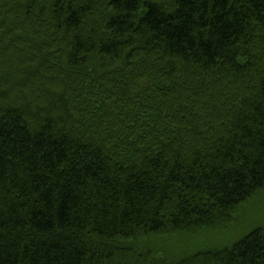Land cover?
Masks as SVG:
<instances>
[{
    "label": "trees",
    "instance_id": "trees-1",
    "mask_svg": "<svg viewBox=\"0 0 264 264\" xmlns=\"http://www.w3.org/2000/svg\"><path fill=\"white\" fill-rule=\"evenodd\" d=\"M264 0H0V264H264Z\"/></svg>",
    "mask_w": 264,
    "mask_h": 264
},
{
    "label": "rangeland",
    "instance_id": "rangeland-1",
    "mask_svg": "<svg viewBox=\"0 0 264 264\" xmlns=\"http://www.w3.org/2000/svg\"><path fill=\"white\" fill-rule=\"evenodd\" d=\"M246 213H248L244 215L246 218L238 227L225 232L205 233L196 237L195 240L199 241V244L203 247H222L238 240L240 236L248 232L253 226L264 224V196L254 201L250 210Z\"/></svg>",
    "mask_w": 264,
    "mask_h": 264
}]
</instances>
